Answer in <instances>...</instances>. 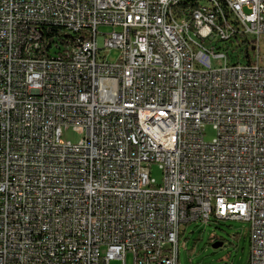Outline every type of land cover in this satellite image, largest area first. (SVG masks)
<instances>
[{"label":"built area","instance_id":"1","mask_svg":"<svg viewBox=\"0 0 264 264\" xmlns=\"http://www.w3.org/2000/svg\"><path fill=\"white\" fill-rule=\"evenodd\" d=\"M262 45L264 0H0V264H178L226 220L264 264Z\"/></svg>","mask_w":264,"mask_h":264},{"label":"rangeland","instance_id":"2","mask_svg":"<svg viewBox=\"0 0 264 264\" xmlns=\"http://www.w3.org/2000/svg\"><path fill=\"white\" fill-rule=\"evenodd\" d=\"M264 54V45L260 46ZM106 58L115 60L118 50L106 49ZM244 48L232 46L228 49L230 62L237 57L244 56ZM205 140L210 141L215 132L211 126L205 127ZM63 136L75 141L78 134L71 129L64 131ZM151 176L160 183L162 172L156 164L150 167ZM213 238L221 241L222 245L213 246ZM178 264H246L249 255L248 223L245 221H210L207 224L191 222L181 225V234L178 240ZM111 264H121V261H112Z\"/></svg>","mask_w":264,"mask_h":264},{"label":"trees","instance_id":"3","mask_svg":"<svg viewBox=\"0 0 264 264\" xmlns=\"http://www.w3.org/2000/svg\"><path fill=\"white\" fill-rule=\"evenodd\" d=\"M42 37V52L50 57H60L64 55V51H69V46L74 39L83 40L85 35L72 34L66 32L60 27L44 26ZM217 242L216 238H213L212 243Z\"/></svg>","mask_w":264,"mask_h":264},{"label":"water","instance_id":"4","mask_svg":"<svg viewBox=\"0 0 264 264\" xmlns=\"http://www.w3.org/2000/svg\"><path fill=\"white\" fill-rule=\"evenodd\" d=\"M220 245H222V242L221 241H217V242L213 243V246L214 247H218Z\"/></svg>","mask_w":264,"mask_h":264}]
</instances>
